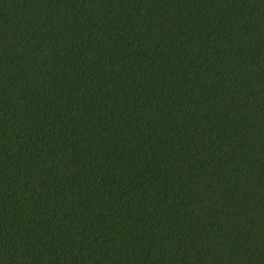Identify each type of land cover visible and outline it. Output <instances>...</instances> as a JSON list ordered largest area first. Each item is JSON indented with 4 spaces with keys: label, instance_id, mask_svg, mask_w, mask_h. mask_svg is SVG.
Masks as SVG:
<instances>
[{
    "label": "trees",
    "instance_id": "trees-1",
    "mask_svg": "<svg viewBox=\"0 0 264 264\" xmlns=\"http://www.w3.org/2000/svg\"><path fill=\"white\" fill-rule=\"evenodd\" d=\"M0 264H264V0H0Z\"/></svg>",
    "mask_w": 264,
    "mask_h": 264
}]
</instances>
